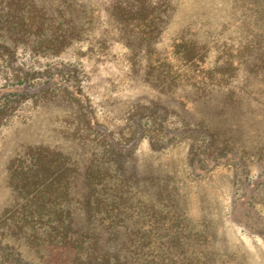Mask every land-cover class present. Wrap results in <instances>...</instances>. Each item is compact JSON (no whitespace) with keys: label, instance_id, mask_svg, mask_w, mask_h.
I'll list each match as a JSON object with an SVG mask.
<instances>
[{"label":"rangeland","instance_id":"obj_1","mask_svg":"<svg viewBox=\"0 0 264 264\" xmlns=\"http://www.w3.org/2000/svg\"><path fill=\"white\" fill-rule=\"evenodd\" d=\"M118 1L36 0L48 11L72 10L75 27L60 51L37 47L28 24L11 29L16 15L0 29L15 58L2 63L0 87H10L17 66L72 65L79 76L75 85L49 82L46 95L13 101L0 117V264L74 263L73 249L33 246L7 224L17 200L10 165L36 147L62 152L77 169L76 228L98 232L130 264H264V0H168L172 9L151 41L136 20L115 18ZM41 80L30 84L38 89ZM149 103L165 108L161 134L182 130V138L141 134L140 108ZM196 129L212 138H195ZM95 156L110 176L101 218H88L84 173ZM119 192L122 222L112 226L105 212Z\"/></svg>","mask_w":264,"mask_h":264},{"label":"trees","instance_id":"obj_2","mask_svg":"<svg viewBox=\"0 0 264 264\" xmlns=\"http://www.w3.org/2000/svg\"><path fill=\"white\" fill-rule=\"evenodd\" d=\"M8 1L10 0H0V29L5 27L4 24L8 27V23L11 22L9 20H14L16 15L20 23L11 29L18 28L21 24H28L26 33L37 36V47L40 49L60 51L61 47L66 45L68 35L73 33L72 28L75 27L74 24L73 26L70 24L73 23L72 10L65 6H57L53 11H48L44 6H38L36 0H14L19 4L12 9L5 5ZM170 8L168 0H119L113 6L116 19L124 17L126 21L132 19L139 22L141 27L137 30L142 39L147 41H151L161 33V24L165 22V16L169 15L167 10ZM55 23L57 26L53 25ZM51 25L53 29L50 32ZM48 32L50 33L47 35ZM188 41L192 45H197L194 40ZM14 60V50L0 41V71L3 62H6L4 64L6 66L11 65L10 63ZM60 65L50 66L40 72L17 66L14 73L15 80L9 83L10 87L7 85L0 87V97L4 100L0 107V117L4 111H9L12 107L10 103L13 101L21 102L28 98L46 95L52 89V86H46L49 82L78 84L77 69L72 65ZM38 79H42L40 84L44 86L40 85L37 89L38 85L30 83ZM2 89L9 90L3 92ZM66 93H69L67 89ZM75 93L79 92L76 90ZM70 96L77 99V96L73 94ZM148 108L150 109L147 110ZM140 110L144 113L141 112L138 121H142V127H145L141 134L147 130L157 131L156 133L161 136L183 137L180 134L182 130L175 134H169L168 131H165L166 134H161V124L157 120L163 119L165 108L159 103H149V106L140 108ZM193 132L192 136L196 135L195 138H199V134L204 135L202 138H212V134L204 130L196 129ZM166 141L162 140L161 143ZM29 153L28 157H21L10 165L9 181L17 193V200L9 209L7 224L23 232L26 240L33 246L53 244L73 249L75 252L73 264H130L131 260L126 255L104 248L98 232L79 231L76 228L72 206L74 197L71 192L77 169L74 164L69 163L68 157L60 151L47 147H36ZM118 154L123 155L124 153L119 152ZM125 154H131V151ZM108 176H110L108 167L101 156L91 158L84 173V181L88 190L81 201L88 218L96 216L101 218V186ZM110 195L113 198L110 202L111 208L107 209L105 214L110 213L108 214L111 215V217L108 216L111 220L110 225L116 226L122 222L119 216H121L120 213L123 211L126 199L121 194L116 198H114L115 195ZM112 216L115 217L114 220ZM114 235L115 237L111 238L113 240L118 237L116 233ZM15 260L19 264H31L23 259L15 258Z\"/></svg>","mask_w":264,"mask_h":264}]
</instances>
